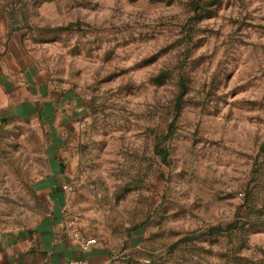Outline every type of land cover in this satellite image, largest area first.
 Instances as JSON below:
<instances>
[{
    "label": "rangeland",
    "instance_id": "rangeland-1",
    "mask_svg": "<svg viewBox=\"0 0 264 264\" xmlns=\"http://www.w3.org/2000/svg\"><path fill=\"white\" fill-rule=\"evenodd\" d=\"M55 213L100 264H264V0H0V241Z\"/></svg>",
    "mask_w": 264,
    "mask_h": 264
},
{
    "label": "crops",
    "instance_id": "crops-1",
    "mask_svg": "<svg viewBox=\"0 0 264 264\" xmlns=\"http://www.w3.org/2000/svg\"><path fill=\"white\" fill-rule=\"evenodd\" d=\"M54 216L57 218H46L32 231L0 241V264H67L72 259L100 264L103 261L98 247L83 251L70 234L63 233L59 214Z\"/></svg>",
    "mask_w": 264,
    "mask_h": 264
},
{
    "label": "built area",
    "instance_id": "built-area-1",
    "mask_svg": "<svg viewBox=\"0 0 264 264\" xmlns=\"http://www.w3.org/2000/svg\"><path fill=\"white\" fill-rule=\"evenodd\" d=\"M71 236L78 243V245L83 251H88L96 242L95 239L93 238H87V239L78 238L77 234ZM67 264H89V263L86 260L72 259L69 260Z\"/></svg>",
    "mask_w": 264,
    "mask_h": 264
}]
</instances>
